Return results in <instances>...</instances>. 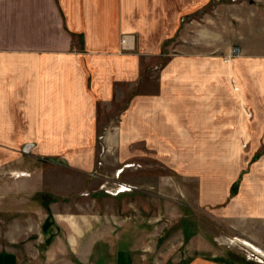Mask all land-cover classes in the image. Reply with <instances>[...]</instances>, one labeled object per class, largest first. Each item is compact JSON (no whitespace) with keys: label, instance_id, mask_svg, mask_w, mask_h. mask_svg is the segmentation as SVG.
<instances>
[{"label":"crops","instance_id":"0c3cea01","mask_svg":"<svg viewBox=\"0 0 264 264\" xmlns=\"http://www.w3.org/2000/svg\"><path fill=\"white\" fill-rule=\"evenodd\" d=\"M210 2L0 0V177L29 169L32 159L86 173L97 166V144L120 154L143 144L197 179L199 206L241 230L264 224V156L255 146L264 135V0L217 3L215 36L204 21ZM124 34L134 48H123ZM244 138L252 152L241 161ZM7 184L13 188L0 196L29 195L30 209L34 191L44 189ZM113 231L100 242L83 231L65 235L72 264H143L145 252L131 241L122 248L126 234ZM7 239L0 264H23L21 238ZM195 239L166 264H236Z\"/></svg>","mask_w":264,"mask_h":264},{"label":"rangeland","instance_id":"374dc122","mask_svg":"<svg viewBox=\"0 0 264 264\" xmlns=\"http://www.w3.org/2000/svg\"><path fill=\"white\" fill-rule=\"evenodd\" d=\"M219 2L222 0H212L208 4V20H204L212 36L216 35L221 24L217 23L218 13L215 11ZM200 13L203 14L199 10L192 15L200 17ZM260 36L257 33L256 38ZM173 42L167 41L163 51H171ZM216 43L214 37L210 44ZM262 139L255 145L260 157L264 156V135ZM245 140L240 144L241 152L244 151L241 161L252 152L251 144L246 145ZM134 147L131 154L126 151L120 154L118 149L97 144V166L86 173L73 165L45 163L46 160L43 164L33 159L29 160L32 162L29 169L18 167L14 175L2 173V192L13 188L7 184L11 181L19 183L21 189H44L34 191L31 209L25 206L29 204V195L0 196V219L4 221L0 222V246L5 248L9 237L10 240L21 238L15 247L22 252L23 264H72L74 257L65 248V235H80L83 231L82 236H88L90 242H94L101 236H110L114 230L126 234L124 240H120L122 248L129 247L131 241L136 250L145 252L143 264H166L177 255H183L190 238L195 236L196 242L207 248L208 253L214 252L236 264H264V246L259 242H264V224H250L246 230L234 227L231 219L197 204L196 178L175 173L168 164L167 155H155L143 144H134ZM39 148L37 150L42 149ZM127 149L130 144H126ZM137 150L145 152L144 156L136 157ZM129 155L133 158H126ZM235 185L236 188L239 186ZM31 211L32 217L28 213ZM73 217L81 221L73 222ZM15 218L18 223L14 222ZM66 220H71L76 229L68 228ZM24 222L28 226L31 224V229L24 231ZM21 224L22 228L19 227ZM29 232L31 236L24 237ZM118 235L112 240L116 241ZM57 237L61 238L60 241ZM53 248L54 252L44 253Z\"/></svg>","mask_w":264,"mask_h":264},{"label":"built area","instance_id":"2783aa9c","mask_svg":"<svg viewBox=\"0 0 264 264\" xmlns=\"http://www.w3.org/2000/svg\"><path fill=\"white\" fill-rule=\"evenodd\" d=\"M134 37L130 34H124L122 36V45L124 49H132L134 48L133 41Z\"/></svg>","mask_w":264,"mask_h":264},{"label":"trees","instance_id":"16d2710c","mask_svg":"<svg viewBox=\"0 0 264 264\" xmlns=\"http://www.w3.org/2000/svg\"><path fill=\"white\" fill-rule=\"evenodd\" d=\"M239 180H240V179H239ZM239 180H237V182H236L237 184H238ZM234 186H235V184H234ZM189 235H190V234H189ZM191 236H192V234H191L189 237H191Z\"/></svg>","mask_w":264,"mask_h":264},{"label":"bare ground","instance_id":"6f19581e","mask_svg":"<svg viewBox=\"0 0 264 264\" xmlns=\"http://www.w3.org/2000/svg\"><path fill=\"white\" fill-rule=\"evenodd\" d=\"M120 190V189H119ZM118 192V191H117Z\"/></svg>","mask_w":264,"mask_h":264}]
</instances>
